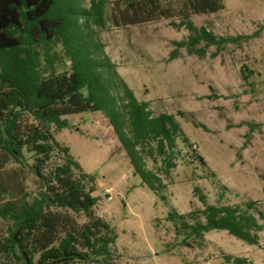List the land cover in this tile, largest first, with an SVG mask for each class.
<instances>
[{
	"label": "rangeland",
	"instance_id": "obj_1",
	"mask_svg": "<svg viewBox=\"0 0 264 264\" xmlns=\"http://www.w3.org/2000/svg\"><path fill=\"white\" fill-rule=\"evenodd\" d=\"M91 1L71 3L81 10L89 9ZM116 1L107 0L106 26L84 20L80 24L91 42L102 45L138 100L149 102L154 116L174 115L189 140L180 139L177 166L168 175L161 158L146 157L147 168L165 184L155 193L135 175L102 112L64 116L68 127L61 130L52 125L56 140L81 165L76 178L98 198L96 214L117 233L118 263L233 264L226 260L231 257L264 264V229L259 244L250 245L227 231L189 237L190 230L181 227L180 220L169 219L176 211L195 213L187 219L191 225L204 221L205 206L195 192L198 187L209 204L245 209L255 202L251 213L264 225V0H224L223 11L194 15L197 27L217 37H250L226 44L219 53L210 46L203 58L176 45L190 35L186 28L172 26V21L180 22L178 18L115 27ZM204 46L205 42L200 45ZM174 51L177 58L172 56ZM69 67V63L58 64L59 70ZM33 162L29 154L25 164L10 162L1 172V181L15 195L33 199L40 193ZM61 162V154L55 151L49 167ZM106 190L111 191V200ZM78 218L81 223L87 220L83 215ZM11 224L0 216V239L8 235ZM0 263L21 264L1 253Z\"/></svg>",
	"mask_w": 264,
	"mask_h": 264
},
{
	"label": "trees",
	"instance_id": "obj_2",
	"mask_svg": "<svg viewBox=\"0 0 264 264\" xmlns=\"http://www.w3.org/2000/svg\"><path fill=\"white\" fill-rule=\"evenodd\" d=\"M106 4L107 0H92L89 9L78 10L71 0H0V174L10 162L23 165L32 154L31 170L40 184V193L30 199L15 195L0 179V216L12 223L0 239V253L21 264H119L116 231L96 214L98 198L75 176L80 163L52 132V125L59 130L68 127L64 116L102 112L135 175L155 193L165 184L147 168L146 157L161 158L168 175L177 166L180 139L189 142L175 116H154L149 102L138 100L102 45L90 41L80 21L106 26ZM115 9V27L180 19L172 26L186 28L190 35L176 45L202 58L210 46L219 53L228 43L250 38L217 37L195 25L194 15L219 13L225 9L224 0H117ZM177 55L172 53L173 58ZM59 63L70 67L59 70ZM55 151L62 162L49 167ZM195 192L205 206L204 221L191 225L187 219L195 213L169 214L170 220H180L181 227L190 230L189 237L219 230L259 244L264 225L251 213L255 202L245 209L215 205L207 203L198 187ZM79 215L86 222L81 223ZM226 260L248 264L244 258Z\"/></svg>",
	"mask_w": 264,
	"mask_h": 264
},
{
	"label": "built area",
	"instance_id": "obj_3",
	"mask_svg": "<svg viewBox=\"0 0 264 264\" xmlns=\"http://www.w3.org/2000/svg\"><path fill=\"white\" fill-rule=\"evenodd\" d=\"M105 195L109 197V200H111L112 198L111 196V191L110 190H106Z\"/></svg>",
	"mask_w": 264,
	"mask_h": 264
}]
</instances>
